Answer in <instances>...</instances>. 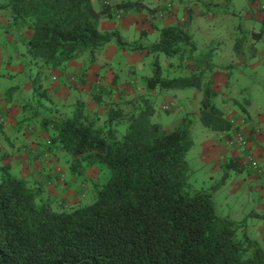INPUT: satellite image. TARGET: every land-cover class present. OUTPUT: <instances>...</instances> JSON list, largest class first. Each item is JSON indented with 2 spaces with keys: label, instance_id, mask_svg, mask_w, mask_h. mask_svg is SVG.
I'll list each match as a JSON object with an SVG mask.
<instances>
[{
  "label": "trees",
  "instance_id": "obj_1",
  "mask_svg": "<svg viewBox=\"0 0 264 264\" xmlns=\"http://www.w3.org/2000/svg\"><path fill=\"white\" fill-rule=\"evenodd\" d=\"M144 1L114 5L141 11ZM112 8L108 0L99 7L93 0H0L9 22L6 31L30 32L28 37L19 35L27 69H36L34 75L29 73L31 93L22 104L29 116L22 121L41 123L49 134L45 153L64 151L72 173L92 167L108 172L92 201L57 210L46 194L50 174L42 170L35 183L29 182L0 163V264H264V249L245 232V223L216 213L213 194L226 173L211 186L196 185L192 179L187 160L194 144L190 118L168 131L151 120L153 106L144 95H137L125 112L119 104H109L102 124L85 113L81 99L75 100L71 116L53 118L46 112L51 100L41 80L49 71H63L83 55L88 66L113 42L118 51L153 55L151 75L143 76L147 89L201 90L202 125L231 130L233 119L214 102L210 81L187 75L190 67L177 76L162 74L160 55L197 60L191 35L183 27L167 25L154 41H127L116 29H99L100 20L113 15ZM94 100L98 104V94ZM235 163L231 166L238 172L240 167L251 170L243 156Z\"/></svg>",
  "mask_w": 264,
  "mask_h": 264
},
{
  "label": "crops",
  "instance_id": "obj_2",
  "mask_svg": "<svg viewBox=\"0 0 264 264\" xmlns=\"http://www.w3.org/2000/svg\"><path fill=\"white\" fill-rule=\"evenodd\" d=\"M122 1L125 0H108L113 6V15L102 18L99 22V29L101 31L116 29L127 41L147 40L150 42L158 37L160 28L163 26L183 27L191 35L196 46L193 53L194 58L211 62V67L206 62L204 65L207 66L206 70L211 76L212 88L216 92L215 103L224 112L225 117L235 120L229 131H210L207 134L204 132L199 134V136H207L206 143L210 144V147L201 146L200 153L196 156L197 163L188 161L194 178L203 165L206 166L207 171L205 172L208 175H202V177L211 180L214 179L211 174L217 172V164L219 167L226 164L223 173L233 172L235 166L231 165H236L235 160H239L243 154L237 147L225 145L224 141L225 146L222 147V143L218 142L227 132L231 134L241 130L247 134L251 141L252 153L259 155L258 157L264 161V102L261 98L258 100L252 98L257 89L249 80V70L253 69L254 65L264 64L262 54L264 52V20L258 11V4L264 0H245V6L240 5L239 0H145L143 3L146 8L141 11H124L115 8L114 4ZM101 2L102 0H93L95 7H99ZM8 25L7 17L0 10V112L5 117V122L6 119L8 122L4 126L0 124V132L2 133L3 130L6 135L15 138L17 142L29 139L31 146H37L31 134L39 133L42 139L44 132L36 126H33L35 128L33 131L32 127L22 125L24 122L21 116V103L24 97L31 93L29 77L31 70L29 71L25 64L26 58L23 55L25 46L19 35L23 34L28 37L30 32L23 30L11 33L6 31ZM257 33L260 37H256ZM261 45L262 52L258 50ZM141 54L136 51H118L112 42L98 53L94 62L88 66H86L84 55L81 59L70 62L63 71H49L45 88L50 95L51 108L55 111L63 104L70 105L76 99L83 101L85 93H89L98 85L110 84L108 79H103V74L108 75V72L105 73L106 70L111 69L118 74L119 70L127 66L128 56L135 57L134 61L137 66L140 63L136 57ZM221 60L226 61L223 62V66H219ZM81 76L83 81L79 79ZM10 89L13 91L9 97ZM241 108H244V112ZM54 111L51 115L56 116ZM197 123L201 129L204 127L201 122ZM22 148L24 151L27 150L24 146ZM22 148L15 147L12 154L7 148L6 164L19 176L29 180L32 175L39 176L42 169L36 168L35 150L31 149L29 157L22 151ZM15 150L17 154L14 153ZM233 174L241 175L238 172ZM253 177L241 176V182L237 186H234L237 180L233 179L229 186L231 191L237 192L236 188L242 183L246 188L262 187L264 191V186ZM222 185L223 183L219 187ZM244 190V186L240 188V191ZM260 208L264 209V201ZM246 228L245 232L251 238L257 239L264 249V216L256 225L250 228L248 225Z\"/></svg>",
  "mask_w": 264,
  "mask_h": 264
},
{
  "label": "rangeland",
  "instance_id": "obj_3",
  "mask_svg": "<svg viewBox=\"0 0 264 264\" xmlns=\"http://www.w3.org/2000/svg\"><path fill=\"white\" fill-rule=\"evenodd\" d=\"M238 3L242 6H245V0H239ZM262 49V45L258 47V50L261 52L263 51ZM141 56L139 55L136 57V60L140 63L137 66L135 65L134 61L135 57L128 56L127 66L125 65V67L119 70L118 74H116L114 71H111V69L105 71V73L108 72V75L103 74V79H108L110 84L107 85L105 83L104 85H98L97 88H94L92 91H89V93L84 94L83 104L85 113L92 119L97 118V122L99 124H102L106 119L107 106L109 104H119L121 109L125 112L131 108V102L137 95H144L153 106L154 111L153 115L151 116V120L160 123L164 129L168 131L171 130L182 118L191 119L189 136L192 138L194 144L187 153V160L190 163H197L196 156L197 153H200L201 146L203 148L210 147V144L206 143V141L208 140L207 136L203 137L199 136V134L201 132L207 134V132L210 133V131H214L206 127H202L201 129V126H199L197 123L200 122L199 104L200 99L202 98L201 90H198L196 88H185L179 90L147 89L144 84L143 76L151 75L150 63L152 62L153 55H145V53H143L141 54ZM85 57L86 55L84 56V59H86ZM224 61L225 60H221V65L219 66H223ZM159 62L162 68V74L165 77L177 76L184 70L183 67H190V70H188V73H186L187 75L194 73L195 75H199L203 83L210 81L212 85L211 76H209V73L206 70L207 66L204 65V62L208 63V61L192 60L187 55L180 60L178 58L167 60L163 57V55H160ZM253 67V69L249 70V80L254 84L257 90L255 91V95H253L252 98H255L257 100L261 98L262 102H264V64L254 65ZM217 68L221 69L220 67ZM30 70L31 74L34 75L36 69L31 68ZM41 85L42 87L46 85V79L41 80ZM103 89H105L104 93L102 92ZM95 94H98L99 96L98 104L94 100ZM26 98H28V96H25L23 100H25ZM214 99L216 100V98H213V100ZM74 102H72L70 105L63 104L61 108L55 109V111L51 108L52 104L48 103L46 105V112L50 117L53 118L61 119L63 117L71 116L74 109ZM22 104L23 101L21 103V107ZM28 111L31 113V109ZM53 111L55 114H57L56 116L51 115ZM21 116L22 120L26 119L29 116L28 113L23 110V108ZM28 120L29 122L23 121L25 124L23 123L22 125L32 127L33 131H35V128H33V126L41 129V123L39 121L31 119ZM7 123L8 122L6 119V122L2 126L6 125ZM235 132L231 134L230 132H227L225 133V136L221 137L218 140V142L222 143V147H224L226 144L232 146V136ZM241 132L246 136L249 148H251V141L249 140V136L243 131ZM44 134L45 135H43L44 137L42 139L39 133L31 134V136H34V138L32 139L37 145L31 146V141H29V139H24L22 141L18 140L17 142V140L15 141V138H11L10 135H6V133L2 130V133L0 132V163H7V156L5 157V155L7 154V148L10 149V152L12 154L15 147L22 148V146H24L27 150L24 151L22 148V151L28 154L29 157L31 156V149H34L36 168H41L44 173L51 175V177H48L50 183H48L49 185L47 184L46 190H48L47 192H45L52 200V206L54 209H70L72 207L92 201L96 188L101 186L106 181L108 172L105 170V168L92 167L87 168L82 172L72 173L70 170V158L64 151H59L56 153H45L44 148H46L49 144V139L47 138L49 134ZM14 153L17 154L16 150ZM241 153L243 154V152ZM36 154H38L39 156ZM218 165L219 164L216 165L218 168L216 170L217 172H213V174H211L214 178L212 180L202 177V175H208L205 172L207 171L206 166L203 165L198 170L195 178L194 175H192V179H195V184L203 186L218 184V182L225 174L222 171L226 167V164L220 165V167ZM58 168L59 171L57 170ZM240 168V172L234 169L232 170L233 172H231L230 170L231 173H226L227 175L224 180L225 182H223V185L219 187L216 192H214L213 200L216 213L219 217H227L234 221H243L245 223V226L249 225L250 228L252 227V225H256L264 216V209L260 208V205H262L264 201V197H262L264 193L263 188L258 187L256 189H249V187L246 188V186L242 183L236 188L235 191L237 192H232L229 187L230 182L233 179L237 180L234 185L237 186L241 182V176H246V178L254 176L253 178L257 179L258 182L264 186V180L262 179V177L255 174V172L251 170L248 171L245 167ZM24 170L26 171L27 168L25 167ZM57 171L60 173H56ZM234 172H238L241 175L233 174ZM251 174L253 175L251 176ZM36 178L37 176H30L29 182H34V179ZM243 186L245 187V190L240 191V188H243ZM81 194H85V197L81 198Z\"/></svg>",
  "mask_w": 264,
  "mask_h": 264
},
{
  "label": "built area",
  "instance_id": "obj_4",
  "mask_svg": "<svg viewBox=\"0 0 264 264\" xmlns=\"http://www.w3.org/2000/svg\"><path fill=\"white\" fill-rule=\"evenodd\" d=\"M258 10L261 12V15L264 16V2L258 4ZM231 122L235 123L234 120ZM4 123H5V117L0 112V124H4ZM231 145L239 148L241 152H243V154L245 152V154L243 155L244 162L246 161L249 164L248 166H250L251 171L255 172L264 180V163L253 157V155L251 154L252 150L251 148H249L248 145V140L241 131H236L234 133V135L232 136Z\"/></svg>",
  "mask_w": 264,
  "mask_h": 264
}]
</instances>
